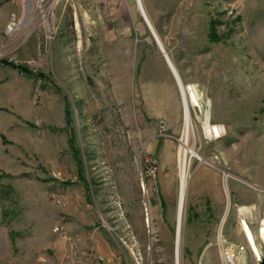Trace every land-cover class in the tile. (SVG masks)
<instances>
[{
    "label": "rangeland",
    "instance_id": "obj_1",
    "mask_svg": "<svg viewBox=\"0 0 264 264\" xmlns=\"http://www.w3.org/2000/svg\"><path fill=\"white\" fill-rule=\"evenodd\" d=\"M141 1L188 135L137 0H0V264L264 260V0Z\"/></svg>",
    "mask_w": 264,
    "mask_h": 264
},
{
    "label": "bare ground",
    "instance_id": "obj_2",
    "mask_svg": "<svg viewBox=\"0 0 264 264\" xmlns=\"http://www.w3.org/2000/svg\"><path fill=\"white\" fill-rule=\"evenodd\" d=\"M58 2V0H52L51 2V8L52 10L54 11V7H56V3ZM142 1L141 0H137V4L141 10V13L143 15V18L145 19V22L147 24V26L150 28L151 32H152V35L154 37V40L157 42L160 50L162 51L166 61L168 62L176 80H177V83L179 85V89L181 91V94H182V98H183V104H184V121H185V132L186 134L188 135L189 132V127H190V114H189V109H188V103H187V95H186V91H185V88L183 86V83L181 82L180 78H179V75L177 73V70L176 68L174 67L172 61L170 60L169 56L167 55L157 33L155 32L152 24L150 23L144 9H143V6H142ZM27 5H30V4H27ZM25 5V17L27 19V16H28V12L30 10V7ZM28 11V12H27ZM30 13V12H29ZM8 27H10V23L8 25ZM195 99V98H194ZM187 140L184 141V170L181 172V176H180V192H179V202H178V211H177V224H176V255H177V258H178V252H179V240H180V233H181V226H182V213H183V206H184V200H185V192H186V186H187V175H186V164H187V153L190 152L192 153L194 156H197L195 154V152H193L192 150L188 149L187 147ZM199 157V156H198ZM201 159V158H199ZM202 160V159H201ZM241 228H242V231H243V234H244V237H245V240L248 244V247L251 251V253L253 254V256L255 257L256 261L258 262V260H261V251L259 249V247L257 246V243H256V238H255V235L254 233L252 232V230L250 229V227L248 226V224L243 221L241 223ZM261 237L264 239V232L261 231Z\"/></svg>",
    "mask_w": 264,
    "mask_h": 264
},
{
    "label": "built area",
    "instance_id": "obj_3",
    "mask_svg": "<svg viewBox=\"0 0 264 264\" xmlns=\"http://www.w3.org/2000/svg\"><path fill=\"white\" fill-rule=\"evenodd\" d=\"M22 2L24 6L30 4L27 5L30 7L28 23L30 22V17H32V12L36 13V16L39 15V24L43 26L49 37H51L54 28V11L51 8L52 0H22ZM19 25L20 19L18 20L16 16H13L10 21V27H7V34H14L18 30ZM262 225L264 226V223H262ZM60 229L61 228L57 226L55 232H59ZM262 229L263 227L259 229L260 236ZM219 248L222 254V264H244V254L246 253V247L244 245L234 248L233 246L226 244L221 236L219 240ZM261 261L262 260H258V263Z\"/></svg>",
    "mask_w": 264,
    "mask_h": 264
},
{
    "label": "water",
    "instance_id": "obj_4",
    "mask_svg": "<svg viewBox=\"0 0 264 264\" xmlns=\"http://www.w3.org/2000/svg\"><path fill=\"white\" fill-rule=\"evenodd\" d=\"M260 264H264V260H262V261L260 262Z\"/></svg>",
    "mask_w": 264,
    "mask_h": 264
}]
</instances>
